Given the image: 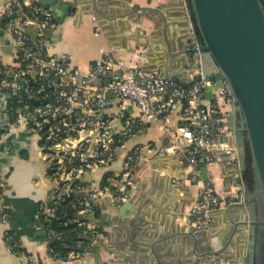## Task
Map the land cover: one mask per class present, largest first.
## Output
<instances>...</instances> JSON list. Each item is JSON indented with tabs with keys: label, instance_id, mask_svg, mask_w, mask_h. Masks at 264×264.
I'll return each mask as SVG.
<instances>
[{
	"label": "built area",
	"instance_id": "1",
	"mask_svg": "<svg viewBox=\"0 0 264 264\" xmlns=\"http://www.w3.org/2000/svg\"><path fill=\"white\" fill-rule=\"evenodd\" d=\"M57 11L42 0H4L0 12V30L11 46L8 59L0 56L2 129L21 126L39 136L51 181L40 203L50 257L66 264H86L106 228L99 215L102 204L119 207L136 194L144 147L127 142L143 135L148 123L166 119L172 112L179 113L181 124L166 128L168 144L145 148L150 154L183 153L190 181L200 185L185 216L186 230L191 234L207 231L212 212L243 199L237 172L227 190L218 189L212 176L201 177L202 167L219 160L211 155L212 147L228 155L233 167L239 165L232 117L235 100L229 88L219 87L209 100L205 88L216 82L202 78L182 85L161 70H146V49L131 58L106 53L84 70L71 54L52 51ZM188 20L191 26L189 16ZM184 69L190 78L202 72L200 64ZM109 91L112 97L107 96ZM119 157L120 166L112 168ZM0 187H6L1 165ZM74 195L76 216L63 225L71 231L69 225L74 222L79 230L74 247L60 254L53 240L68 246L69 234L53 224L63 202ZM5 239L9 252L22 255V264H41L36 256L23 252L20 241L12 242L9 230ZM209 262L242 264L223 253L211 255Z\"/></svg>",
	"mask_w": 264,
	"mask_h": 264
},
{
	"label": "crops",
	"instance_id": "2",
	"mask_svg": "<svg viewBox=\"0 0 264 264\" xmlns=\"http://www.w3.org/2000/svg\"><path fill=\"white\" fill-rule=\"evenodd\" d=\"M63 1L76 6V11L68 13L62 22L58 19L51 48L56 53L71 54L74 63L84 70L106 53L131 58L146 49L144 68L164 72L167 51L171 48L178 54L193 40L185 0ZM3 4L4 0H0V12ZM10 52L8 37L0 30V56L8 59ZM184 58L192 64L188 55ZM177 63L175 57L170 64L174 74L179 72ZM1 101L0 95V165L6 177V187L0 195V264L23 262L22 255L7 249L5 235L10 229L19 233L23 252L36 256L41 264H66L50 257L44 240L40 203L46 198L51 181L39 136L26 133L21 126L4 131ZM180 124L179 113H169L166 119L148 123L143 135L127 142L144 147L136 194L129 201L133 206L126 209L128 215H122L124 205L102 204L99 215L106 228L98 236L86 264H210L212 237L227 238L229 234L226 207L212 212L210 228L196 233L197 241L193 240V234L186 230L185 216L200 185L190 181V169L183 162L181 151L150 154L145 148L147 144L167 145L166 128L175 129ZM230 142L234 144L233 140ZM210 153L219 160L208 166V172L218 189L227 190L236 167L228 155L215 147ZM121 161L119 157L112 168L119 167ZM5 208L9 211L8 220L2 218Z\"/></svg>",
	"mask_w": 264,
	"mask_h": 264
},
{
	"label": "water",
	"instance_id": "3",
	"mask_svg": "<svg viewBox=\"0 0 264 264\" xmlns=\"http://www.w3.org/2000/svg\"><path fill=\"white\" fill-rule=\"evenodd\" d=\"M42 1L46 6L57 7L61 22L68 13L76 11V6L63 0ZM185 4L193 40L178 54L171 48L167 51L164 73L182 85L202 78L216 82L205 88L209 100L213 99L214 90L229 88L235 100L232 117L239 156L236 172L238 181L243 184V199L226 207L230 223L227 238L213 236L208 253L211 256L230 252L226 256L242 264H264V250L261 260L257 257L259 246H264V2L185 0ZM184 55L193 59L192 64L187 63ZM175 57L179 67L176 74L170 71ZM196 64L201 65L202 72L190 78L184 67ZM107 96L112 97L113 93L109 91ZM250 166L256 179L254 189L245 179ZM201 177L203 180L210 177L205 166L201 169ZM132 206V202L125 203L120 213L124 215ZM192 239H196L195 234ZM241 249L244 251L236 257Z\"/></svg>",
	"mask_w": 264,
	"mask_h": 264
},
{
	"label": "trees",
	"instance_id": "4",
	"mask_svg": "<svg viewBox=\"0 0 264 264\" xmlns=\"http://www.w3.org/2000/svg\"><path fill=\"white\" fill-rule=\"evenodd\" d=\"M262 2H264L262 0ZM200 38V37H199ZM245 179L248 182L249 186L254 189L256 186V179H255V174L254 171L252 170L251 166L248 168L246 174H245ZM4 191V188L0 187V195ZM77 201V196L74 195L71 198L67 199L66 201L63 202L60 210L58 211V219L55 221L53 226L57 228L59 231H67L68 227L64 226L65 221H71L75 218L76 216V209H75V202ZM2 218L5 220L9 219V211L5 208ZM69 227L72 228L71 231H67L69 234L68 239L66 240L68 246H64L61 242L57 241L56 239L53 240V246L59 252L62 254L65 249H71L74 247L75 240H76V234L79 230L77 223L71 222ZM10 235L13 243H17L19 241V233L13 229H10Z\"/></svg>",
	"mask_w": 264,
	"mask_h": 264
},
{
	"label": "flooded vegetation",
	"instance_id": "5",
	"mask_svg": "<svg viewBox=\"0 0 264 264\" xmlns=\"http://www.w3.org/2000/svg\"><path fill=\"white\" fill-rule=\"evenodd\" d=\"M261 232H262V231H261ZM263 250H264V246L261 244V245L259 246V251H258V255H257V257H258L259 260H261V258H262V256H263Z\"/></svg>",
	"mask_w": 264,
	"mask_h": 264
}]
</instances>
